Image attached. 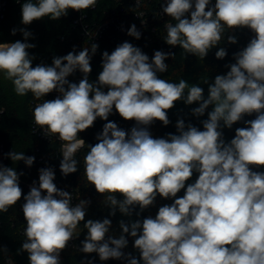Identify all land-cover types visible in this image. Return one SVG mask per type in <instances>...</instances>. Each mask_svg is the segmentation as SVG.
Masks as SVG:
<instances>
[{
  "label": "clouds",
  "instance_id": "obj_1",
  "mask_svg": "<svg viewBox=\"0 0 264 264\" xmlns=\"http://www.w3.org/2000/svg\"><path fill=\"white\" fill-rule=\"evenodd\" d=\"M96 3L25 0L21 24L28 26L45 17L56 21L69 10L82 13ZM139 5L136 0L135 7ZM161 11L175 21L165 23L164 42L201 60L225 38L226 30L228 44L238 43V30L252 33L247 45L233 54L235 62L225 65L226 74L204 81L207 97L198 84L160 78L169 67L165 61L175 58L172 51L156 50L150 58L141 48L122 42L111 53H102V71L90 81L96 43L79 52L73 46L68 54L54 56L51 65L35 66L29 49L36 45L28 42L33 33L27 27L11 30L12 35L19 31L23 40L0 43V77L12 83L16 95L30 92L35 100H42L34 106V124L45 137L55 135L63 142L61 174L66 177L79 170L76 154L87 145V182L105 197L109 217L119 211L129 218L119 220L117 236L110 231L111 219L85 220L91 201L79 199L73 204L72 193L54 183L52 167L40 168L38 183L33 181L24 194L23 173L0 163V213L23 199L26 239L17 254L26 252L29 264H61V252L79 237L82 221L87 233L77 250L95 253L101 262L264 264V171L260 170L264 168V0H164ZM127 35L141 38L135 24ZM226 56L224 47L215 52L218 60ZM77 71L82 78L71 82L68 77ZM52 92L58 93L55 99H45ZM178 101L198 104L191 109L197 118L211 106L207 119L201 121L203 130L178 118L176 134L153 137L149 127L156 121L168 126V110ZM114 110L125 121H134V126L126 131L110 121ZM253 114L255 119L244 120ZM98 118L106 123L95 137L97 143L86 144L79 134ZM241 121L245 127L236 128L226 142L223 129ZM4 156L27 167L35 161L34 156L13 150ZM194 174L197 178L188 183ZM181 190L184 194L178 197ZM157 196L172 203L160 206L155 217L139 219ZM128 237L133 238L138 256L124 251ZM7 252L0 247V253ZM7 264H14L10 257Z\"/></svg>",
  "mask_w": 264,
  "mask_h": 264
},
{
  "label": "trees",
  "instance_id": "obj_2",
  "mask_svg": "<svg viewBox=\"0 0 264 264\" xmlns=\"http://www.w3.org/2000/svg\"><path fill=\"white\" fill-rule=\"evenodd\" d=\"M126 3H130L132 0H125ZM147 1V0H145ZM154 5H159L163 0H152ZM25 2V1H23ZM23 2H17V0H9L7 17L2 26L0 27V42H15L16 40H23L22 34L18 31L16 35L11 34L13 28L27 27V30L33 33V37L29 38L28 42L36 45L35 48L29 49L31 55L35 57L33 60V66L36 64L51 65L54 56H64L73 50L79 52L83 47L90 46L91 43L83 40L81 32L74 27L73 20L75 18V12L69 10L66 17H61L59 20L52 21L45 17L43 20L34 21L31 25L24 26L21 24V4ZM115 3L114 0H97L96 8L98 11H103ZM91 9V8H90ZM171 18H162L159 15L154 14L149 22L145 26V31L141 33L139 40L126 35H109L102 40L96 42L99 48L96 54L91 60L92 72L89 75V80L94 81L100 71L102 53L108 51L111 53L115 47L125 41L132 43L134 46L141 48L150 58L153 56L154 51L162 50L164 52L172 51L176 53L174 59H167L165 61L168 64V70L165 73L159 74L160 78L166 79L173 83H179V80L185 79L191 86L198 84L204 89V95L207 97V85L205 80L209 82L213 81L218 74H226L228 71L225 68L226 64L234 63L233 54L239 51L241 48L247 45L252 33L247 29L238 30L235 35L238 37L237 44H228L227 35L228 30L225 32V38L221 40L216 48L209 51L208 55L201 60L200 58L187 54L183 49L179 47H171L164 42L166 36L165 23L169 22ZM175 23V21H172ZM137 25V23H136ZM153 28L155 32H153ZM219 47H224L227 51V56L223 60H218L215 57V52ZM77 48V49H76ZM82 78V74L77 71L72 76L68 77L71 82L78 83ZM107 89H105L106 91ZM34 97L32 93H28L26 96H18L13 90V85L10 81L4 80L0 77V144L5 147L6 153L11 150L15 152H24L26 156H34L35 161L31 167H27L23 161L12 162L9 158L5 157V165L8 167L16 168L17 172H22L20 176V187L24 194H27L30 190L29 184L33 181L38 183L39 169L42 168L38 159L43 155H52L59 147L61 142L57 139L52 141H44L37 138L32 130L31 124L33 121V108L32 102ZM198 104L186 105L183 101H178L175 107L168 110V117L171 123L168 126H163L160 121H156L149 127L153 137H165L168 133L176 134L175 124L178 118H183L185 123L191 122L194 126L203 130L201 121L207 119V111L211 110V106L203 117H194L191 115V109L197 107ZM255 119V114L251 116H245L244 120ZM110 121H114L118 126L126 131L130 130L135 122L125 121L118 113L113 112L109 116ZM106 121L97 119L94 122V126L81 132L80 138L84 139L86 144L94 145L97 143L96 135L102 131L103 125ZM238 127H245L243 121L233 125L231 129L224 128L225 141H230L235 135V129ZM88 151L87 145L82 148L77 154L76 159L80 162L78 165V171L76 173L63 176L59 169V181L60 183L75 192L76 203L79 199L90 200L91 203L88 206L85 220L87 219H103L109 218L112 220L111 232L115 235L120 234L118 222L121 219H129L123 217L122 214L117 211L115 216L109 217V209L104 206V196L98 194L94 186L90 185L84 176V157ZM60 156L57 160L58 166L60 164ZM264 171V168L260 169ZM31 171V172H30ZM197 178L194 174L192 179L188 183H192ZM184 194V190L178 193V197ZM118 195V194H117ZM23 199L18 201L13 207H10L8 212L0 213V220L4 223L0 227V247H6L7 253H0V264H7V259L10 257L14 264H29L28 254L22 252L17 254V250L21 248L22 242L26 239L24 232L22 231V224L26 222L21 211V204ZM171 200H165L157 196V199L153 206L143 211L139 219H143L149 215L155 217L158 208L164 204H171ZM139 209H137L138 211ZM138 217L133 215L132 219L135 220ZM79 237L72 240L68 247L61 252L60 260L61 264H81V261L91 259L94 264H125L120 260H108L101 262L97 254H85L77 250L80 241L84 239L87 229L84 228V222H80L78 226ZM129 244L124 251L131 252L134 255H139L133 248V238L128 237Z\"/></svg>",
  "mask_w": 264,
  "mask_h": 264
},
{
  "label": "built area",
  "instance_id": "obj_3",
  "mask_svg": "<svg viewBox=\"0 0 264 264\" xmlns=\"http://www.w3.org/2000/svg\"><path fill=\"white\" fill-rule=\"evenodd\" d=\"M25 0H19L23 2ZM115 3L109 8L98 11L96 6L94 8L84 10L82 13L75 12V18L73 20V25L77 28L82 35L83 40L88 43H96L103 38L115 34V35H126L127 29L132 25L137 23V29L143 33L145 31V26L149 22V19L156 14L162 18H170L164 15L161 11V4L154 5L152 0H140L139 7H135L136 0L130 1V3H126L125 0H114ZM214 3V0H213ZM9 6V0H0V27L4 23L7 17ZM141 13L143 15H141ZM81 15L83 19H81ZM171 22V20L169 21ZM153 32H155L153 28ZM77 49V48H76ZM58 95L56 92H52L48 94L45 99L51 100L55 99ZM42 100L37 101L34 99L32 102V108L37 103H41ZM31 130L33 134L44 141H52L53 139H57L55 135H50L49 137H45L41 130L34 124V120L31 124ZM58 140V139H57ZM60 141V140H58ZM61 146H62V141ZM61 146L57 149L52 155H43L38 159V162L41 163L43 167H52L55 170V180L54 183L58 188L64 189L72 193L73 196V204H76V196L75 192L71 189L64 187L59 181V166H58V158L61 156ZM6 153L5 147L0 144V163L5 165V156ZM4 222L0 220V227ZM25 224H22L21 228L24 232Z\"/></svg>",
  "mask_w": 264,
  "mask_h": 264
},
{
  "label": "rangeland",
  "instance_id": "obj_4",
  "mask_svg": "<svg viewBox=\"0 0 264 264\" xmlns=\"http://www.w3.org/2000/svg\"><path fill=\"white\" fill-rule=\"evenodd\" d=\"M1 43V42H0ZM31 172V171H30ZM32 184H29L28 186L30 187Z\"/></svg>",
  "mask_w": 264,
  "mask_h": 264
}]
</instances>
